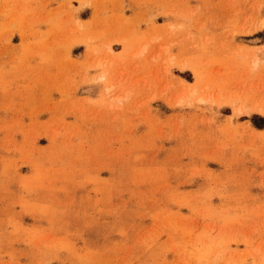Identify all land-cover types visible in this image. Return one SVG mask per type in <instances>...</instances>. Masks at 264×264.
I'll return each mask as SVG.
<instances>
[{"label":"rangeland","instance_id":"1","mask_svg":"<svg viewBox=\"0 0 264 264\" xmlns=\"http://www.w3.org/2000/svg\"><path fill=\"white\" fill-rule=\"evenodd\" d=\"M0 264H264V0H0Z\"/></svg>","mask_w":264,"mask_h":264},{"label":"crops","instance_id":"2","mask_svg":"<svg viewBox=\"0 0 264 264\" xmlns=\"http://www.w3.org/2000/svg\"><path fill=\"white\" fill-rule=\"evenodd\" d=\"M60 4L61 5H64V6H67V0H60ZM70 6V4H69ZM85 9H83L82 11H84Z\"/></svg>","mask_w":264,"mask_h":264}]
</instances>
